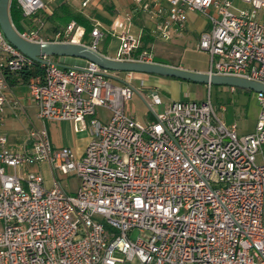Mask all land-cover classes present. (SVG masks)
<instances>
[{
  "label": "built area",
  "instance_id": "1",
  "mask_svg": "<svg viewBox=\"0 0 264 264\" xmlns=\"http://www.w3.org/2000/svg\"><path fill=\"white\" fill-rule=\"evenodd\" d=\"M78 1L85 8L94 0ZM130 1L108 27L95 22L87 43L75 21L48 34L36 18L34 28L18 33L94 50L110 35L118 41L111 58L149 63L153 48H140L144 26L132 32L136 14L151 21V36L169 40L185 29L186 12L196 11L209 22L196 44L210 57L208 71L264 83V0H240L245 8L232 0ZM16 2L24 16L47 7L45 0ZM41 59L20 52L0 30V264H264V93L255 92L259 112L246 134L227 126L224 106L218 110L210 98L175 100L156 113L157 89L143 97L153 118L140 123L125 109L137 92L132 72L122 79L93 62ZM32 63L44 68L25 84L40 126L6 77ZM98 107L109 111L105 120L96 116ZM6 108L31 123L17 148L3 130ZM48 120L88 130L83 153L54 148ZM31 163L50 168V188L37 169L26 170ZM55 170L77 177L73 193L61 188ZM134 229L149 237L131 239Z\"/></svg>",
  "mask_w": 264,
  "mask_h": 264
},
{
  "label": "rangeland",
  "instance_id": "2",
  "mask_svg": "<svg viewBox=\"0 0 264 264\" xmlns=\"http://www.w3.org/2000/svg\"><path fill=\"white\" fill-rule=\"evenodd\" d=\"M61 0H50L51 3L55 4ZM73 3L79 5L78 0H71ZM116 3L120 5L121 11L124 13L128 7L127 0H115ZM104 2V1H103ZM101 0L97 4L90 6L89 10L94 9L95 13L97 11L106 10L107 7L104 6ZM234 5L239 8L247 7L246 4L242 3L240 0H233ZM103 5V6H102ZM80 6V5H79ZM199 13V12H198ZM202 19L208 18L206 15L201 14ZM136 33V31L132 30ZM161 45L154 47V55L166 60L167 62L174 64L180 63L184 66L196 67V68H209L210 57L205 51L198 50L196 48L197 41L195 38L185 42V45L179 46L174 49L170 45V40H160ZM104 46V40L99 42V48ZM118 42L115 38L111 39L108 45V51L114 53L117 50ZM60 58H58L59 60ZM123 74V72H121ZM134 75V74H133ZM134 82V81H133ZM135 83V82H134ZM186 83V89L181 88L179 92V98H190L191 94L196 96H201L202 98H210L214 106L219 110L220 106H224V111H220L222 114V120L227 125L236 124L237 133L241 134L243 132L251 131L255 128L257 113L259 111L258 104L255 98V91H244L242 89H237L233 92L229 91L224 86L210 85L207 88L202 86L201 88H196L194 83L184 81ZM137 92L133 94L132 98L125 102L126 110L134 113L136 115V121L140 123H146L153 115V112L148 108L145 100H149V91L147 92L139 83H135ZM161 99V105H154L153 109L156 113H159L165 109V107L172 102L173 96V86H168L169 93L165 91L157 90ZM26 94V89L24 90ZM141 95V96H140ZM144 97V99H143ZM21 102L26 105L24 99ZM27 107V112L32 118L36 126H40L41 122L34 115V108ZM16 115L8 114V110H5V124L3 126L4 132H6L8 138L10 139H23L26 135L28 128L31 127V123L26 118V116L19 110L16 111ZM109 115V111L103 107H98L96 110V116L105 120ZM72 121H46V127L48 130L50 142L54 148L68 147L75 156H79L85 149L88 143L89 132L88 130H73ZM77 127H81L79 122L75 123ZM37 169L44 178V182L47 188L52 186V173L50 168L45 164H27L26 170L31 171ZM7 172H13L11 167L6 168ZM19 175L24 173V171H19ZM55 175L59 182L61 188L68 194L73 193L78 186V179L73 174H63L59 170H55ZM131 239L148 238L149 233L147 231L132 230L129 233ZM120 264V263H118Z\"/></svg>",
  "mask_w": 264,
  "mask_h": 264
},
{
  "label": "water",
  "instance_id": "3",
  "mask_svg": "<svg viewBox=\"0 0 264 264\" xmlns=\"http://www.w3.org/2000/svg\"><path fill=\"white\" fill-rule=\"evenodd\" d=\"M10 0H0V30L4 37L20 52L36 62H46L42 56L71 57L93 62L110 72L155 74L184 81L225 87H235L264 93V83L236 76L218 75L209 71H196L160 62L120 61L87 45L66 41L33 42L23 38L13 26L9 14Z\"/></svg>",
  "mask_w": 264,
  "mask_h": 264
},
{
  "label": "crops",
  "instance_id": "4",
  "mask_svg": "<svg viewBox=\"0 0 264 264\" xmlns=\"http://www.w3.org/2000/svg\"><path fill=\"white\" fill-rule=\"evenodd\" d=\"M101 1L102 2L104 1L102 4L104 6H106L107 9L106 10H103V11H97L96 13L99 14L104 19H106L108 21V23L105 24L99 18H93V20H94V22L100 23L104 27H108L110 25V23L112 22L114 16L117 14V12H119V13H123V12L120 9V5L118 3H116L115 0H101ZM45 2H46V5H47L46 10H45V13L47 15H51L53 13L54 9L60 3L66 2L75 11H80L85 16L90 17L93 12L95 13V10L94 9H91V10H89L88 13H86V10H88V8H90V6L97 4V2H99V0H94L89 6H87L85 8H81L79 6L80 4L77 5L76 3H73L71 0H61L60 2L55 3V4L51 3L50 0H45ZM78 3H79V1H78ZM127 3H128V7L125 10V12L129 11L130 8H131V1L130 0H127ZM201 14H203V13H200V12L198 13L196 11H187L186 12V27H185V29L181 33L176 34L173 37H171V39H169L170 40V45L174 49H176L179 46L185 45V42L191 40L192 38H195V40L197 41L198 40L199 33L209 27V22L207 21V19H202V17H201L202 15ZM134 23H135L136 26H134L132 28V30L136 31V33L139 32V27H142V26H144V28L147 30V32H149V30L152 28L151 21H149L147 19V17L145 15H143L142 13L136 14V18L134 19ZM47 33L48 34L49 33H52V31L49 30ZM113 38H115V37H112L110 35H107L106 37H104L102 39V40H104V46L102 48H99V44H98L97 50L100 53H102V54H104L106 56L114 57L116 51L114 53L108 51L109 42ZM160 40H162V39L155 38L154 37V40L150 44V46L154 49L155 46L161 45L159 43ZM59 61L60 62H63V63H66V64H71V65L72 64H83L84 63V60L77 59V58H71V57H63V58H60ZM168 64H170V63H168ZM170 65L180 66V67H183V68H186V69L196 70V71H203V72H206V71L209 70V68H196V67L184 66V65H181L180 63H174V64H170ZM117 75L120 78L124 79L126 77V75H127V72L125 74H117ZM133 81L135 83L136 82L139 83L140 86H142L147 92L150 89H157V90L165 91V93H169L168 86L169 85H172L173 86V94L176 95V96H173L172 101H175V100H197V101L204 100V98H202L201 96H196L195 94H191L189 99H187V98H184V99L179 98V95H180L179 92L181 91V88L184 87V89H186V86H185L186 83H183L184 80H180V79H176V78H171V77L160 76V75H155V74H146V73H135V72H132L130 83L133 85V87L136 90V86H135L136 84ZM187 82H190V81H187ZM192 83H194V82H192ZM203 85L205 86V88L208 87V85H206V84L194 83V86L196 88H201L202 89V86ZM25 89H26V94H24V90ZM12 90H13L14 94L20 98V100L21 99H24L25 100L26 105L28 107L34 108V115H35L36 109H35V107L28 100V97H27V87H26V85L24 84V85H15V86H12ZM137 93L140 94L138 91H137ZM26 105H24V108H25L26 114L30 117L29 113L27 112ZM6 109L8 110V114H12V112H11V110L9 108H6ZM126 111L129 114H131L135 118V120H136V115L134 113H131L128 110H126ZM257 116H258V113H257ZM152 118H153V115H150V118L146 122H148ZM253 130L248 131V132H243L241 134L250 133ZM21 141H22V139L19 140L18 138L17 139H10L9 138L10 145L13 146V147H16V148L18 147V145H19V143ZM88 141H89V137H88Z\"/></svg>",
  "mask_w": 264,
  "mask_h": 264
},
{
  "label": "trees",
  "instance_id": "5",
  "mask_svg": "<svg viewBox=\"0 0 264 264\" xmlns=\"http://www.w3.org/2000/svg\"><path fill=\"white\" fill-rule=\"evenodd\" d=\"M9 14L13 26L19 32H22L25 29L34 28L36 25L35 24L36 18H41L46 23L45 33H47L49 30L52 32H55L57 30H62L70 21L73 20L77 25L84 27V34L81 39L83 43H87L89 41L90 31L95 23L93 18H99L105 24L108 23V21L103 17H101L99 14L93 12L90 17H87L82 12L75 11L66 2L60 3L54 9L51 15H47L45 11H38L34 15L24 16L16 0H11L9 6ZM153 40L154 37L151 36L149 32H147V30L145 29L142 34L140 48L151 47L150 44L153 42ZM58 58H59L58 56L51 57V59L55 61L58 60ZM154 61L165 64L169 63L166 60L161 59L160 57H156L155 55H154ZM43 72H44V68L39 63H32L31 65L23 67L20 70L6 72V77L11 86L24 85L28 81L29 77L36 74H43ZM116 73L121 74V72H116ZM125 73L126 72H123V74ZM242 90L246 92L251 91L247 89H242Z\"/></svg>",
  "mask_w": 264,
  "mask_h": 264
}]
</instances>
